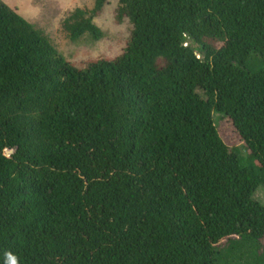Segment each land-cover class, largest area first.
Returning a JSON list of instances; mask_svg holds the SVG:
<instances>
[{"label":"trees","instance_id":"trees-1","mask_svg":"<svg viewBox=\"0 0 264 264\" xmlns=\"http://www.w3.org/2000/svg\"><path fill=\"white\" fill-rule=\"evenodd\" d=\"M107 4L69 39L103 40ZM124 21L80 69L0 0V264H264V0H119Z\"/></svg>","mask_w":264,"mask_h":264},{"label":"rangeland","instance_id":"rangeland-1","mask_svg":"<svg viewBox=\"0 0 264 264\" xmlns=\"http://www.w3.org/2000/svg\"><path fill=\"white\" fill-rule=\"evenodd\" d=\"M16 10L27 21L42 30L64 57L76 67L84 69L92 61H113L127 48L131 38L132 26L129 21L122 24L116 22L119 0H108L103 13L95 19L105 37L98 43L87 38L80 42H72L64 31V21L78 8L91 10L96 0H3ZM219 133L230 148H235L240 157H246L243 144L231 119L214 114ZM256 200L264 205V188L256 194ZM264 245V242H263Z\"/></svg>","mask_w":264,"mask_h":264}]
</instances>
